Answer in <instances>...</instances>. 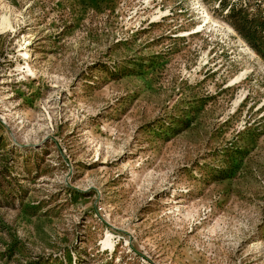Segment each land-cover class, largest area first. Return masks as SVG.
<instances>
[{
  "label": "rangeland",
  "instance_id": "rangeland-1",
  "mask_svg": "<svg viewBox=\"0 0 264 264\" xmlns=\"http://www.w3.org/2000/svg\"><path fill=\"white\" fill-rule=\"evenodd\" d=\"M0 264H264V0H0Z\"/></svg>",
  "mask_w": 264,
  "mask_h": 264
},
{
  "label": "trees",
  "instance_id": "trees-1",
  "mask_svg": "<svg viewBox=\"0 0 264 264\" xmlns=\"http://www.w3.org/2000/svg\"><path fill=\"white\" fill-rule=\"evenodd\" d=\"M233 11H234V9L231 10V14H232ZM247 20H248V19H243V21H244V25H247V23L250 22L249 28L253 30V34H254V36L256 35V38H257V39H260V38H261V25L253 24V23L251 22L252 19H250V21H249V20L247 21ZM246 27H248V26H246ZM252 44L254 45V47L257 48L256 43L253 42Z\"/></svg>",
  "mask_w": 264,
  "mask_h": 264
}]
</instances>
